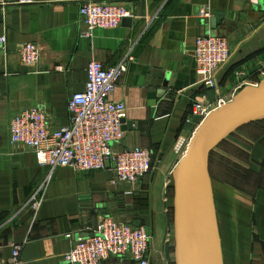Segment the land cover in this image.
Segmentation results:
<instances>
[{"label": "crops", "instance_id": "0c3cea01", "mask_svg": "<svg viewBox=\"0 0 264 264\" xmlns=\"http://www.w3.org/2000/svg\"><path fill=\"white\" fill-rule=\"evenodd\" d=\"M34 1L0 9V37L8 40L0 57L4 258L17 244L23 264H68L63 255L94 233L95 221L110 217L148 227L150 264H174L173 173L202 123L194 103L203 95L215 105L221 99L230 102L263 80L264 6L260 0H110L126 5L133 17L88 38L79 14L84 0ZM204 10L210 19L224 15L223 25L211 29L209 19L201 17ZM208 34L226 36L233 53L218 73L216 90L200 84L194 60L196 39ZM28 42L41 49L35 67L25 65L16 52ZM93 60L106 67L127 63L113 95L128 109L124 138L114 149L145 148L156 163L155 172L135 184L118 182L111 165L95 172L52 170L39 165L28 149L11 144V119L26 109L45 110L55 131L69 125L68 100L85 90ZM222 162L231 172L260 180L238 188L223 179ZM210 173L224 264H264V124L221 143L212 153ZM35 201L41 202L38 209ZM103 264L137 263L123 256Z\"/></svg>", "mask_w": 264, "mask_h": 264}, {"label": "built area", "instance_id": "2783aa9c", "mask_svg": "<svg viewBox=\"0 0 264 264\" xmlns=\"http://www.w3.org/2000/svg\"><path fill=\"white\" fill-rule=\"evenodd\" d=\"M34 3V0H0V9ZM79 14L80 22L86 28L84 35L88 38H92L98 29H116L133 17L126 5L110 0H84L80 3ZM201 17L210 19V11H202ZM7 43V37L1 36L0 57L7 51ZM16 52L29 67H35L41 61V49L36 43L20 44ZM232 57L230 41L226 36L208 34L198 37L194 60L200 84L209 90H216L218 73L231 62ZM127 68L126 61L115 67L91 61L87 68L85 90L68 100L69 125L55 131L48 123L45 110L26 109L11 119V144L28 149L35 154L39 165L52 170L70 168L77 172H95L111 165L116 180L127 184H135L141 178L151 176L156 163L149 150L139 147L122 151L114 149V145L124 138L128 109L123 102L115 101L113 95ZM226 103L221 99L215 105L207 95H203L194 103L193 110L203 122ZM40 205V201L33 203L36 209ZM152 240L153 235L146 226L136 227L105 217L99 222L97 231L86 239H79L63 257L68 264H103L111 257L123 256L131 257L137 264H150ZM11 247L12 254L8 259L4 258L0 248V264H23L22 246L13 244Z\"/></svg>", "mask_w": 264, "mask_h": 264}, {"label": "water", "instance_id": "95a60500", "mask_svg": "<svg viewBox=\"0 0 264 264\" xmlns=\"http://www.w3.org/2000/svg\"><path fill=\"white\" fill-rule=\"evenodd\" d=\"M260 2L263 5V0ZM225 20L219 14L209 19V26L215 30ZM261 121H264V79L256 86L242 89L196 130L186 155L173 173L174 264H224L210 173L211 156L227 138ZM98 224L94 222V231L98 230Z\"/></svg>", "mask_w": 264, "mask_h": 264}, {"label": "trees", "instance_id": "16d2710c", "mask_svg": "<svg viewBox=\"0 0 264 264\" xmlns=\"http://www.w3.org/2000/svg\"><path fill=\"white\" fill-rule=\"evenodd\" d=\"M264 124V121L258 122V123H253L250 124L246 127H244L241 130H247V131H252V129L255 130V128L257 127L258 124ZM263 132V131H262ZM242 171L238 172V173H234L231 172L230 168L228 169L227 167L225 169L222 170V176L224 177L223 179H228L231 180L238 188H241V186H246V188H248V186L251 185V180L256 182L257 178H259L256 175H252L251 178H248V176H243L242 175ZM234 176V177H233ZM260 180V178H259Z\"/></svg>", "mask_w": 264, "mask_h": 264}, {"label": "rangeland", "instance_id": "374dc122", "mask_svg": "<svg viewBox=\"0 0 264 264\" xmlns=\"http://www.w3.org/2000/svg\"><path fill=\"white\" fill-rule=\"evenodd\" d=\"M226 168V166H225V164L222 162V169H225ZM237 168H239V166L237 167ZM239 171V170H238ZM234 177V176H233Z\"/></svg>", "mask_w": 264, "mask_h": 264}]
</instances>
